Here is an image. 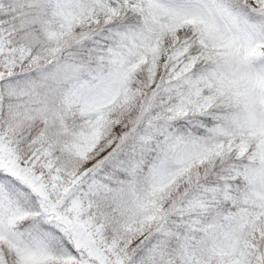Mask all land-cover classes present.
Segmentation results:
<instances>
[{
	"label": "snow or ice",
	"instance_id": "1",
	"mask_svg": "<svg viewBox=\"0 0 264 264\" xmlns=\"http://www.w3.org/2000/svg\"><path fill=\"white\" fill-rule=\"evenodd\" d=\"M0 264H264V0H0Z\"/></svg>",
	"mask_w": 264,
	"mask_h": 264
}]
</instances>
